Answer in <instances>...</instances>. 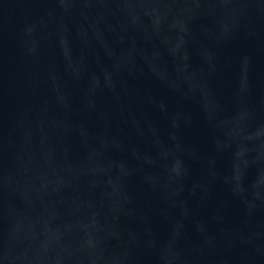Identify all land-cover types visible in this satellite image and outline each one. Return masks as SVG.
I'll use <instances>...</instances> for the list:
<instances>
[{
  "label": "water",
  "instance_id": "95a60500",
  "mask_svg": "<svg viewBox=\"0 0 264 264\" xmlns=\"http://www.w3.org/2000/svg\"><path fill=\"white\" fill-rule=\"evenodd\" d=\"M0 264H264V0H0Z\"/></svg>",
  "mask_w": 264,
  "mask_h": 264
}]
</instances>
